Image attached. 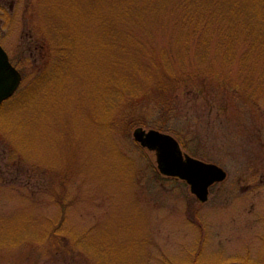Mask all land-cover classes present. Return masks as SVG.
<instances>
[{
    "label": "rangeland",
    "instance_id": "rangeland-1",
    "mask_svg": "<svg viewBox=\"0 0 264 264\" xmlns=\"http://www.w3.org/2000/svg\"><path fill=\"white\" fill-rule=\"evenodd\" d=\"M167 1L0 0V43L24 77L0 113V264H264V92L255 102L222 78L177 86L183 155L228 174L204 204L135 140L159 131L148 123L160 93L120 100L142 73L128 34L160 23ZM52 35L76 48L57 75Z\"/></svg>",
    "mask_w": 264,
    "mask_h": 264
},
{
    "label": "trees",
    "instance_id": "trees-1",
    "mask_svg": "<svg viewBox=\"0 0 264 264\" xmlns=\"http://www.w3.org/2000/svg\"><path fill=\"white\" fill-rule=\"evenodd\" d=\"M157 15L158 21L162 19L160 23L133 24V32L128 34L130 41L125 51H136L142 56L137 65V71L142 73L137 81L139 87L125 88L120 96L125 103H132V99L142 95L141 91L157 90L160 101L156 118L148 123L152 128L180 136L172 123L179 109L177 86L186 85L187 91L193 93L195 86H208V80L222 78L226 86L243 90L255 102L263 98L264 0H172L162 3ZM141 33L146 36L143 41L137 39ZM154 35L167 40L163 47L156 49L151 45ZM64 37L52 35L49 39L54 55L49 70L56 75L69 67L76 52L74 41ZM46 73L27 88V100L44 92L41 84ZM231 73L236 76L231 77ZM3 110L2 106L0 113ZM136 123L143 125L142 121ZM53 233L58 245L65 247L62 239L67 233L57 229ZM236 260L253 264L250 259Z\"/></svg>",
    "mask_w": 264,
    "mask_h": 264
},
{
    "label": "water",
    "instance_id": "water-1",
    "mask_svg": "<svg viewBox=\"0 0 264 264\" xmlns=\"http://www.w3.org/2000/svg\"><path fill=\"white\" fill-rule=\"evenodd\" d=\"M22 82V74L0 44V107L16 94ZM134 137L143 147L156 153L158 168L163 175L186 182L201 203L209 200L213 185L228 177L227 172L217 165L184 156L178 141L170 135L157 130H137Z\"/></svg>",
    "mask_w": 264,
    "mask_h": 264
}]
</instances>
